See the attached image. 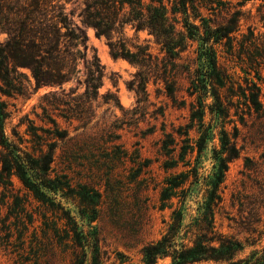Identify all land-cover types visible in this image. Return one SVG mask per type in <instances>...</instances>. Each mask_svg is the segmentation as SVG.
<instances>
[{"label":"rangeland","instance_id":"374dc122","mask_svg":"<svg viewBox=\"0 0 264 264\" xmlns=\"http://www.w3.org/2000/svg\"><path fill=\"white\" fill-rule=\"evenodd\" d=\"M86 1L66 6L72 22L88 40L86 62H80L77 78L63 89H73L71 98L83 96L86 66L99 62L104 66V77L90 107L84 104V97L78 99L79 111L76 104L56 106L55 99L45 95L60 94L61 89L36 88L28 69H20L25 75L22 90L0 82L10 92L0 91L7 104L5 132L9 140L35 157L53 149L51 176L64 183L61 190L42 188L38 194L28 190L17 176L8 184L0 179V264H71L77 235L84 237V242L95 241L97 236L107 253L106 264H144L143 247L164 235L172 211L185 207V224H191L204 211L217 181L221 163L213 149L222 147L221 124L213 121L215 137L208 139L202 154L194 150L197 127L189 129L192 98L187 88L198 43L190 41L177 59H164L166 53L155 36L128 22L132 14L126 4L111 41L120 51L123 46L130 52L148 48L153 65L159 66V70L148 72L145 92L138 94L141 67L128 58L114 57L107 37L97 36L93 27L82 22ZM150 1L143 0L145 4ZM196 1H212L215 11L203 8L202 13L213 25L241 9V0ZM260 2L251 0L242 8L246 13L239 38L249 26L256 33L263 32L257 13ZM6 39L0 30V43ZM218 48L220 60L225 62L223 46ZM163 77L175 84L176 102L167 95ZM261 100V112L246 113L244 120L232 115L225 125L240 157L229 162L219 184L221 201L214 207V227L217 233L243 243L234 261L248 259L254 250H264V84ZM210 123L211 116H207L206 125ZM166 187L169 190L164 192ZM156 264H172V259L160 258ZM192 264L231 263L207 260Z\"/></svg>","mask_w":264,"mask_h":264},{"label":"trees","instance_id":"16d2710c","mask_svg":"<svg viewBox=\"0 0 264 264\" xmlns=\"http://www.w3.org/2000/svg\"><path fill=\"white\" fill-rule=\"evenodd\" d=\"M74 1L76 0H0V30L7 35L5 42L0 43V82L11 89L22 90V77L25 75L20 69H28L36 88L61 89L60 94L55 91L45 97L52 96L56 106L76 104L79 111L82 106L78 104V99L84 97V104H89L90 107L91 101L98 97L104 66L99 62L86 66V90L80 98L69 96L73 92L72 88L70 92L63 89L64 84L77 78L80 62H86L88 37L72 22L66 7ZM249 1L251 0L239 1L241 9L231 12L224 22L215 25L202 13L203 8L215 11L212 1L199 3L196 0H151L147 4L143 0L86 1L82 22L93 27L97 36L107 37L114 57L128 58L141 67L137 74L141 79L138 94L145 92L148 72L155 71V68L159 70V66L158 63L153 65L148 48L141 47L138 52H130L123 46L120 51L118 44L111 41L112 32L126 4L130 6V15L132 14L128 22H134L137 29H147L155 36L161 50L166 53L164 59L179 58L190 41L197 42L195 67L193 71H189L187 88L192 98L189 129L196 126L198 131L194 150L197 148L199 154H202L207 149L208 139L215 137L214 120L222 127L219 133L222 147L220 150L213 149L221 165L217 181L204 203V211L187 225L185 207L175 208L164 235L143 247L144 264H156L158 259L165 257H171L172 264H192L207 260L231 264H264V250L261 253L254 250L248 259L234 261L237 253L243 249V243L237 238L217 233L214 227V207L221 201L219 184L224 180L229 162L240 157L237 144L225 129L226 122L232 115L244 120L246 113H259L263 110L264 0L257 6L263 32L256 33L255 28L249 26L247 32L238 37L241 20L246 13L242 8ZM137 7L139 10H136ZM225 10L230 9L227 7ZM218 46H223L225 62L220 60ZM166 69L165 65V74ZM166 78L163 77L166 93L176 102L175 84ZM0 91L10 94L1 84ZM59 95L68 96V99ZM207 116H211L209 126L206 125ZM7 118V104L0 96V179L8 184L12 182L13 176H17L28 190L38 194H42V188L53 191L64 188V183L58 177L51 176L55 161L54 150L42 151L40 157L22 150L9 140L5 132ZM167 147L166 143L164 148ZM168 190L166 187L164 192ZM183 234L185 237H182ZM77 238L70 255L71 264H106L107 253L101 249L97 236L95 241L86 239L84 242V237L80 235Z\"/></svg>","mask_w":264,"mask_h":264}]
</instances>
